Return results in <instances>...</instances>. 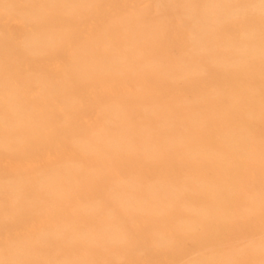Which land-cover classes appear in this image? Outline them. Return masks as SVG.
Instances as JSON below:
<instances>
[{
  "label": "rangeland",
  "instance_id": "rangeland-1",
  "mask_svg": "<svg viewBox=\"0 0 264 264\" xmlns=\"http://www.w3.org/2000/svg\"><path fill=\"white\" fill-rule=\"evenodd\" d=\"M0 264H264V0H0Z\"/></svg>",
  "mask_w": 264,
  "mask_h": 264
},
{
  "label": "bare ground",
  "instance_id": "bare-ground-1",
  "mask_svg": "<svg viewBox=\"0 0 264 264\" xmlns=\"http://www.w3.org/2000/svg\"><path fill=\"white\" fill-rule=\"evenodd\" d=\"M214 5V4H213ZM190 32V31H189ZM30 37V36H29ZM30 39V38H29ZM28 39V40H29ZM38 37L36 36V35H33L32 37H31V39L27 42V43H29V44H35V43H37L38 42ZM173 55V54H172ZM7 129V128H6ZM9 134V133H8ZM25 146V145H24ZM57 189V188H56ZM54 191V190H53ZM55 192V191H54ZM74 203V202H73Z\"/></svg>",
  "mask_w": 264,
  "mask_h": 264
}]
</instances>
